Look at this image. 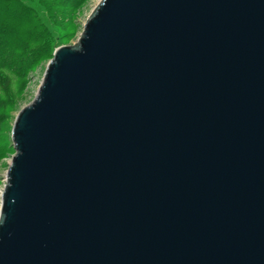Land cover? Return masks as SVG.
<instances>
[{
  "label": "water",
  "instance_id": "95a60500",
  "mask_svg": "<svg viewBox=\"0 0 264 264\" xmlns=\"http://www.w3.org/2000/svg\"><path fill=\"white\" fill-rule=\"evenodd\" d=\"M10 139L0 264H264V0H94Z\"/></svg>",
  "mask_w": 264,
  "mask_h": 264
},
{
  "label": "rangeland",
  "instance_id": "374dc122",
  "mask_svg": "<svg viewBox=\"0 0 264 264\" xmlns=\"http://www.w3.org/2000/svg\"><path fill=\"white\" fill-rule=\"evenodd\" d=\"M16 2L23 8L10 6L8 12L23 9L26 12L23 24L19 18L12 23L0 10V23L3 21L6 28L16 30L15 26L20 28V25H26V30L17 38L12 34L0 36V40L4 39L0 59L8 54L11 44L14 47L15 40L24 45V51L13 55V67L0 69V192L5 183L8 163L14 154L10 139L14 117L34 97L49 53L59 44L74 40L94 0H0L2 7ZM43 49H46L47 56L39 58Z\"/></svg>",
  "mask_w": 264,
  "mask_h": 264
},
{
  "label": "trees",
  "instance_id": "16d2710c",
  "mask_svg": "<svg viewBox=\"0 0 264 264\" xmlns=\"http://www.w3.org/2000/svg\"><path fill=\"white\" fill-rule=\"evenodd\" d=\"M16 3L17 4H5V6H3V7H2L3 4L0 3V5H1L0 10L3 11V13L5 15V18L11 20L12 23H13V21L16 20V18H19L21 20L20 22L22 23L24 15L26 14V12H24V10L21 9V8H23L22 5H18V2H16ZM16 5H18L21 8L18 7L19 9L11 11L10 14H9V12H8V10L10 9L9 7L10 6L17 7ZM13 15H17V16H13ZM12 26H15V25H12ZM15 27H16V30H14L12 27H11V30H10V29L5 27V24L2 21V24L0 23V36L12 34L13 36H16L15 38H17L18 35H20L23 31L26 30V25L25 26L20 25V28H18L17 26H15ZM20 30H21V32H20ZM15 41L16 42L14 43V47L11 44V46H10L11 48H10V50H8V54H5L4 56L1 57V59H0V69H5L6 68V69L9 70L11 67H13V65H14L13 64L14 63L13 55L15 53H21L22 51H24V45L22 44V42L21 41L18 42L17 40H15ZM3 44H4V39H1L0 40V47H2ZM47 54H48V52H47ZM45 55H46V49H43L41 51V53H39L38 57L42 58V57H45Z\"/></svg>",
  "mask_w": 264,
  "mask_h": 264
}]
</instances>
